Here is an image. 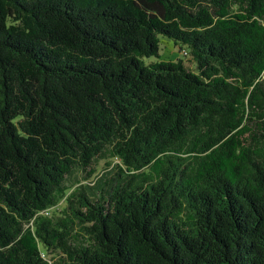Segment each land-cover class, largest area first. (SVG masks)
<instances>
[{"label":"trees","instance_id":"trees-1","mask_svg":"<svg viewBox=\"0 0 264 264\" xmlns=\"http://www.w3.org/2000/svg\"><path fill=\"white\" fill-rule=\"evenodd\" d=\"M0 264H264V0H0Z\"/></svg>","mask_w":264,"mask_h":264},{"label":"rangeland","instance_id":"rangeland-1","mask_svg":"<svg viewBox=\"0 0 264 264\" xmlns=\"http://www.w3.org/2000/svg\"><path fill=\"white\" fill-rule=\"evenodd\" d=\"M178 58H185L186 60V64L190 67V68H195V64L194 62H192L190 60L189 56H185L183 51L180 49V47L178 45H176L174 43V41L169 38L166 35H160V52H159V56L158 57H146L145 60L147 62L150 61H155V60H176ZM106 164H105V160L102 159L99 161L98 165H96L97 168V172L95 173V175H93L92 179H88V180H84L82 177V174H79L77 177L71 179V181L76 180V178H79L81 180H84L83 182H88L94 180V178L99 177L101 174H103V172L106 171L107 168ZM64 206V202H61L56 208H53L50 210V213L57 211L59 212L60 209Z\"/></svg>","mask_w":264,"mask_h":264},{"label":"built area","instance_id":"built-area-1","mask_svg":"<svg viewBox=\"0 0 264 264\" xmlns=\"http://www.w3.org/2000/svg\"><path fill=\"white\" fill-rule=\"evenodd\" d=\"M45 213H46V214H50V210H46Z\"/></svg>","mask_w":264,"mask_h":264}]
</instances>
